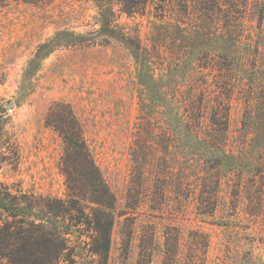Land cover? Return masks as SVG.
<instances>
[{
    "label": "rangeland",
    "instance_id": "374dc122",
    "mask_svg": "<svg viewBox=\"0 0 264 264\" xmlns=\"http://www.w3.org/2000/svg\"><path fill=\"white\" fill-rule=\"evenodd\" d=\"M113 1L115 13L110 19L117 28L115 35L101 30L95 0L0 4V108L12 105L0 114L17 146V153L0 163V181L37 195L67 197L60 169L64 142L46 122L50 107L62 103L80 120L87 144L116 196L108 264H136L142 247L152 251L151 264H162L164 240L175 238L180 241L181 259L190 240L201 235L208 238L207 247L200 248L204 264H264V154L255 153L245 162L251 166L248 176H223L214 211L201 213L197 168L184 163L178 170H167L173 165L172 153L165 155L147 134L148 127L138 124L139 65L134 48L121 38L125 34L149 48L159 77L167 78L169 64L182 61L169 76L182 77L187 69V82L178 93L195 101L202 135H210L211 102L219 93L227 95L222 79L233 77L225 138L228 149L237 151L256 127L264 126V0H219L220 7L185 0L202 13L198 18L206 28L204 39L184 31L192 17L185 14L180 0H148L141 12L132 15ZM225 9L238 21L229 31L235 40L228 44L229 54H234L228 60L221 56L220 47L225 45L216 38ZM176 19L183 28H178ZM64 30L69 33L63 37L79 33L84 41L58 46L33 66L30 61L38 47ZM28 69L33 72L27 76ZM141 130L148 141L138 153L144 176L136 184L138 194L130 198V178L137 176L131 151ZM71 237L75 264H99L88 250L87 236L79 238L74 232Z\"/></svg>",
    "mask_w": 264,
    "mask_h": 264
},
{
    "label": "trees",
    "instance_id": "16d2710c",
    "mask_svg": "<svg viewBox=\"0 0 264 264\" xmlns=\"http://www.w3.org/2000/svg\"><path fill=\"white\" fill-rule=\"evenodd\" d=\"M5 1L0 0V4ZM95 1L99 4L102 16L101 30L106 34L115 35L117 28L112 23L113 19H110V15L115 13L114 1ZM117 1L120 10L129 15L141 12L148 2V0ZM204 1L213 7L221 6L219 0H198V4ZM179 2L185 14L192 17V23L184 27V31L204 39L206 28L198 18L202 16L201 11H193L185 0ZM222 15L223 22H219L221 35H217L216 38L220 37L222 44L226 46L221 45L220 50L222 58L228 60L234 55L229 54L228 44L235 40L229 31L238 21L228 9H225ZM179 20L176 19L174 22L178 28H183ZM67 33L69 32L66 30L60 31L54 38L42 43L30 63L33 66L39 65L40 60L58 46L84 41V36L79 33H71L76 35L74 37L72 35V38L62 36ZM121 36L122 40L134 48V56L139 65L138 124L148 127L145 129L147 134L152 135L165 155L172 153L173 165L167 170H178L184 163L197 168L199 178L197 209L203 214L213 212L214 198L222 177L231 173L242 177L248 176L251 166H246L245 162L255 153L264 154V126L254 127L248 143L240 145L237 151L228 149L225 136L228 129L229 98L235 85L232 84L233 77H225L222 80L227 83L221 88L228 90L227 95H224V92L219 93L215 97L216 101L211 102L210 112L208 109L210 135H202L200 127L196 124H201L199 123L201 120L200 115H196L195 101L191 96L180 98L178 93L183 81L187 82L185 79L187 69L182 77L169 76L171 71L176 73L178 69L176 65L182 61L169 64L167 78L159 77L149 48L142 47L125 34ZM193 62H188L192 69L196 67ZM32 72L28 69L25 75L28 76ZM46 122L59 133L64 142L60 169L68 189L67 197L37 195L21 188L15 189L14 186L0 181V264H60L61 261L75 264L76 253L71 237L74 232L79 233V238L83 235L89 238L86 241L88 250L95 256L97 263L108 264L113 243L112 232L116 222V196L97 165L87 144L83 126L71 107L62 103L53 104ZM147 142L144 131L141 130L131 151L132 168L137 172V176L132 175L130 178L128 188L130 198L138 194L136 184L142 182L144 176L145 166L138 153ZM13 153H17V146L9 139L3 115L0 114V163L10 158ZM163 170H166L165 167ZM138 203L137 195L135 204ZM179 242V238L173 239L172 242L164 240L162 264H177L179 261L181 264H204L205 255H202L200 248L207 247V235L192 238L181 259ZM128 245L129 243L127 248ZM152 255V251L142 247L138 252L136 264H151Z\"/></svg>",
    "mask_w": 264,
    "mask_h": 264
},
{
    "label": "water",
    "instance_id": "95a60500",
    "mask_svg": "<svg viewBox=\"0 0 264 264\" xmlns=\"http://www.w3.org/2000/svg\"><path fill=\"white\" fill-rule=\"evenodd\" d=\"M8 109H12V105L9 104L7 107H1L0 108V112L1 113H5Z\"/></svg>",
    "mask_w": 264,
    "mask_h": 264
}]
</instances>
